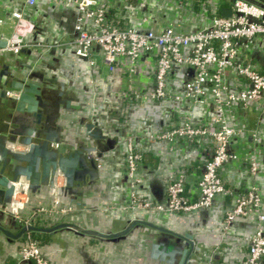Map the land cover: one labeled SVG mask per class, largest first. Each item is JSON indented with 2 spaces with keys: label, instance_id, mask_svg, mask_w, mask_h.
Listing matches in <instances>:
<instances>
[{
  "label": "built area",
  "instance_id": "2783aa9c",
  "mask_svg": "<svg viewBox=\"0 0 264 264\" xmlns=\"http://www.w3.org/2000/svg\"><path fill=\"white\" fill-rule=\"evenodd\" d=\"M53 1L75 11L72 36L65 44L90 71L117 73L121 80L119 96L129 98L136 106L146 100L175 104L169 125L148 133L140 128L125 138L123 175L130 195L124 209L130 211L132 219L136 212L151 209L166 215H190L211 209L216 198L222 197L225 207L217 222L221 240L228 243L227 236L236 220L253 218L254 229L245 238L247 251L242 264H264V212L259 188L252 182L237 189L233 184L234 174L227 178L222 175L227 166L237 164L238 172L245 170L253 179L260 168L255 149L249 147L240 157L233 150V143L246 133L239 125L236 108L264 109V66L259 68L252 61L255 48L264 52V0H204L205 5L202 3L197 10L184 0H161L162 5L170 3L189 15L186 32L176 30L170 23L145 30L129 24L124 14L127 16L128 11L136 8L145 9L144 0L133 5L126 0ZM35 3L36 0H23V7L14 6L9 11L12 32L0 38L4 42L0 54L18 55L34 47L51 46L27 41L35 25L25 10ZM206 5L219 9L218 13L209 12ZM223 7L231 9L230 16L220 14ZM144 67L151 75L149 84L137 80ZM6 95L16 98L19 90L9 87ZM121 108L120 115H115L120 120L126 116L125 108ZM136 138L141 140L140 145ZM180 141L200 151L195 165L199 173L187 171L194 170L191 164L173 172L162 184L164 203L153 204L140 189L143 153L155 142H165L172 148ZM59 146L51 144L54 149ZM20 184L21 191L17 190ZM14 185L11 201L2 212L23 226L34 224L37 217L70 210L40 206L24 212L29 200L28 182L20 177ZM54 199L56 206L58 198ZM41 249L29 234L19 238L17 250L21 262L51 264ZM211 258L212 252H208L198 256L197 262L212 264ZM220 264L233 263L226 258Z\"/></svg>",
  "mask_w": 264,
  "mask_h": 264
},
{
  "label": "crops",
  "instance_id": "0c3cea01",
  "mask_svg": "<svg viewBox=\"0 0 264 264\" xmlns=\"http://www.w3.org/2000/svg\"><path fill=\"white\" fill-rule=\"evenodd\" d=\"M144 3L147 5L145 9L136 8L128 11L127 16L124 14L133 27L145 30L170 23L177 25V30L181 32L189 29V23L180 17L176 18V14H171L170 19L162 18L158 13L162 6L161 0H144ZM168 5L171 6L170 3ZM14 6L23 7V0H0V18L3 19L0 23V38L12 32L13 20L9 17V11ZM25 11L35 25L33 35L28 36L27 41H39L51 46L34 47L18 55L0 54V93L2 88L10 87L9 82L13 77L18 80L33 79L41 87L48 88L51 93H46L45 98L51 103L58 101L59 116L56 122L62 127L64 140L55 150L67 152L80 145L92 146L95 151L90 156L97 168L93 179L86 175L84 182L75 181L71 189H65L60 176L54 178L53 186L28 187L29 200L24 212L40 206L53 210L70 209L64 214L54 213L49 217L56 222H70L101 232H118L132 220L130 211L124 209L130 195L128 181L123 175L125 138L137 133L140 128L148 133L169 125L175 104L172 101L146 100L136 106L129 98L118 95L121 80L117 73L90 71L87 64L65 44L72 36L75 17L72 8L53 0H36L35 5ZM255 49L252 61L261 68L264 66V52L260 48ZM137 80L144 84L151 81V75L145 67L140 69ZM5 102L6 98L0 94V107ZM121 107L125 108L126 116L120 120L116 116L122 112ZM236 109L239 125L246 129V133L234 140L233 150L243 157L249 147L255 149L259 153L260 168L253 179L245 170L238 172L237 164L227 166L222 170V175L227 178L234 174L233 184L237 189L255 182L264 212V109L259 106ZM82 122L95 124L102 136L89 138ZM135 141L141 144L139 138ZM170 147L165 142H155L143 153L139 172L140 189L153 204L164 203L162 184L173 172L191 164L194 170L187 171L199 173L195 166L198 164L196 157L200 155L199 150L188 148L181 141ZM55 197L58 198L56 206ZM224 207L225 199L217 197L211 209L199 210L190 215H166L151 209L136 212L135 218L163 224L180 234H191L194 249L187 264H199L198 256L208 252H212V264H220L226 258L233 264H242L247 251L245 238L254 229V219L236 220L232 232L227 236L228 243H225L217 233V222ZM8 218L0 208V225L4 226ZM168 239L179 241L171 234L143 225L135 226L116 239L87 236L72 228H62L55 232L50 242L41 246V250L51 264H177L179 254L173 263L151 257L153 243H164L166 249H172L167 244ZM18 241L19 238L8 239L0 232V264H31L20 261Z\"/></svg>",
  "mask_w": 264,
  "mask_h": 264
},
{
  "label": "water",
  "instance_id": "95a60500",
  "mask_svg": "<svg viewBox=\"0 0 264 264\" xmlns=\"http://www.w3.org/2000/svg\"><path fill=\"white\" fill-rule=\"evenodd\" d=\"M220 14L230 16L231 9L223 7ZM3 45L4 42H0V46ZM9 86L19 90V95L16 98L7 97L6 89L3 88L0 93L6 98L5 105L0 107V208L11 201L15 190L14 182L20 177L28 182L30 189L39 185L53 186L54 178L57 176L62 178L65 189H71L75 181L84 182L86 175L93 179L97 167L90 154L94 153V147L80 145L67 152H59L51 147L52 143H64L61 135L62 127L56 122L59 116L58 101L51 103L45 98V94L51 91L41 87L39 82L33 79L18 80L13 77ZM82 124L89 138L96 139L102 136L95 124L90 122H82ZM138 225L171 234L182 243L181 249H166L164 243H153L152 258L173 263L175 256L179 254L180 259L177 264H187L190 260L194 249L191 234H180L163 224H153L141 218H133L118 232H101L70 222H57L48 227L34 224L19 225L15 232L0 225V232L8 239H18L27 232H53L62 228H72L75 232L87 236L116 239Z\"/></svg>",
  "mask_w": 264,
  "mask_h": 264
},
{
  "label": "trees",
  "instance_id": "16d2710c",
  "mask_svg": "<svg viewBox=\"0 0 264 264\" xmlns=\"http://www.w3.org/2000/svg\"><path fill=\"white\" fill-rule=\"evenodd\" d=\"M126 1L129 5H131V4L133 5L137 2V0H126ZM184 1L189 2L191 5H193L194 10H197L198 7L201 6L202 3H203V5H205L204 0H184ZM206 9L209 12L213 11L214 13H218V10H219L217 8H214L215 10H213L212 7H208L207 5H206ZM158 13L162 16V18L164 20L170 19L172 17L171 14H173V15L176 14V18L180 17L181 19H184L185 21H187L188 17H189L188 14L177 10L172 4H171V6H169V5L166 6V4L162 5L161 8L158 9ZM173 26L175 28L177 25H173ZM175 29L177 30V27ZM188 30L189 29H187V31ZM57 222H56V220H54L53 218H50L49 216L37 217L34 219V225L41 226V227H48V226H51L50 224L57 223ZM56 231H59V230H56ZM56 231H53V232L32 231V232H27V233L23 234V236H25L26 234H29L32 238L37 240L39 242V244L42 246L43 244L51 241V239H52V237Z\"/></svg>",
  "mask_w": 264,
  "mask_h": 264
},
{
  "label": "rangeland",
  "instance_id": "374dc122",
  "mask_svg": "<svg viewBox=\"0 0 264 264\" xmlns=\"http://www.w3.org/2000/svg\"><path fill=\"white\" fill-rule=\"evenodd\" d=\"M53 224H56V223H52L50 225H53ZM19 225L22 226V224L20 222H16V221L12 220L11 217H9L6 221V223L4 224V226H6L9 229H12L14 232L17 230Z\"/></svg>",
  "mask_w": 264,
  "mask_h": 264
},
{
  "label": "flooded vegetation",
  "instance_id": "af4514ba",
  "mask_svg": "<svg viewBox=\"0 0 264 264\" xmlns=\"http://www.w3.org/2000/svg\"><path fill=\"white\" fill-rule=\"evenodd\" d=\"M167 244L171 247V248H175V249H181L182 248V243L177 240L174 239H168ZM180 256V255H179ZM180 259V258H179Z\"/></svg>",
  "mask_w": 264,
  "mask_h": 264
},
{
  "label": "bare ground",
  "instance_id": "6f19581e",
  "mask_svg": "<svg viewBox=\"0 0 264 264\" xmlns=\"http://www.w3.org/2000/svg\"><path fill=\"white\" fill-rule=\"evenodd\" d=\"M18 189H19L20 191L23 190V185H22V184L18 185V186H17V190H18Z\"/></svg>",
  "mask_w": 264,
  "mask_h": 264
}]
</instances>
